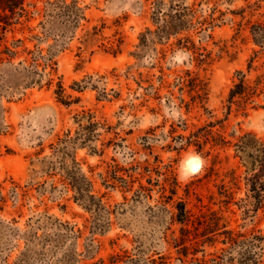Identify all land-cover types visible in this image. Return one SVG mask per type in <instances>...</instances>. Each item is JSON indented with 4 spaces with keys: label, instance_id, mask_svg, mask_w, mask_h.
Here are the masks:
<instances>
[{
    "label": "rangeland",
    "instance_id": "374dc122",
    "mask_svg": "<svg viewBox=\"0 0 264 264\" xmlns=\"http://www.w3.org/2000/svg\"><path fill=\"white\" fill-rule=\"evenodd\" d=\"M6 2L0 264H196L221 253L238 264L250 244L264 264V208L244 214L241 201L264 144V0ZM240 79L255 89L229 104ZM201 128L200 149L173 140ZM191 152L205 164L181 182ZM146 162L149 175L128 170ZM115 164L127 170L117 177L138 180H107ZM165 174L186 226L160 198ZM139 184L148 195H136ZM213 211L240 247L224 236L202 244L197 223Z\"/></svg>",
    "mask_w": 264,
    "mask_h": 264
},
{
    "label": "trees",
    "instance_id": "16d2710c",
    "mask_svg": "<svg viewBox=\"0 0 264 264\" xmlns=\"http://www.w3.org/2000/svg\"><path fill=\"white\" fill-rule=\"evenodd\" d=\"M0 9L5 12L6 10L11 11L13 9V5L6 2L3 6L0 7ZM4 26H0V31H3L5 29V26L7 23L3 22ZM2 32H0L1 34ZM241 75V73H239ZM242 76V75H241ZM243 78V76H242ZM190 86L192 88H195L197 86H200V90H203V87H201L202 84L195 85L190 82ZM264 84V76L259 77L256 80V85ZM255 88H252L248 85H246L243 82V79H240L239 83L234 86L233 89L229 92L228 97V103L232 104L234 103V100L237 98L240 101L243 100V102H246L250 92L253 91ZM236 102V101H235ZM171 131L174 132V128H171ZM205 131L203 128L198 129L196 132L191 133L188 137H177L176 139L181 143L183 142V145H191L195 144L199 149L201 148V144L199 143L200 139V132ZM210 134V133H206ZM220 144H225L223 139L218 136L217 138ZM214 140L215 144H217L216 140ZM255 163L256 167L253 168V174L246 178V185L248 186V192L249 195H246V198L241 200L243 202V208L244 214H248L249 212L256 213L258 210L264 208V144H260L258 148V154L255 157ZM150 164L146 162L145 164H137L134 166H131L128 170L135 171L137 169H140L139 175H149L152 172V169H150ZM116 172H124V174H127V170L118 167L117 164L113 166H109V170L106 173V179L107 180H113V181H119L122 184V187L129 188L130 184H132L136 179L132 174L127 175L128 179H124L123 177H117L115 175ZM106 180V181H107ZM147 184H152L150 178L146 179ZM159 185L158 192L160 193V198L164 199L168 202H172V206L175 210V213L171 215V219L173 222H176L182 226H186L188 222L191 219L190 212L186 209L185 203L182 199H178L177 201L173 200V197L176 194V181L174 178L169 176L168 174H165V177L163 179L162 184H156ZM150 189L144 185L139 184L137 190L135 191L136 195H148V192ZM168 193V194H167ZM229 202L226 201L225 204H228ZM222 217L219 215L218 212L213 211L210 212L208 216H203L202 219L198 221V226L201 228L200 233H198L199 237L203 238L202 244L206 243L209 245H213L216 242V237L224 236V239L222 240L223 244H228L230 248H237L240 247V242L238 241V238L241 237V235L234 233L231 230H225L226 226L221 223ZM181 233H185L184 235L188 234L189 232L185 228L180 229ZM184 240V239H183ZM184 243V241H183ZM253 244H250L246 246V249L244 251H241L238 249L237 251V257L238 258V264H261V257L262 253H258L256 251H253ZM182 256H185L183 253ZM234 258L227 257L224 254H212V258L208 260H196V264H227L233 262Z\"/></svg>",
    "mask_w": 264,
    "mask_h": 264
},
{
    "label": "clouds",
    "instance_id": "9594fccd",
    "mask_svg": "<svg viewBox=\"0 0 264 264\" xmlns=\"http://www.w3.org/2000/svg\"><path fill=\"white\" fill-rule=\"evenodd\" d=\"M205 161L195 153H186V159L182 161L177 170V179L181 182H186L192 178V175L203 168Z\"/></svg>",
    "mask_w": 264,
    "mask_h": 264
}]
</instances>
